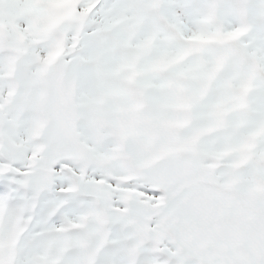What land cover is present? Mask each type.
I'll return each instance as SVG.
<instances>
[{"label":"snow or ice","instance_id":"1","mask_svg":"<svg viewBox=\"0 0 264 264\" xmlns=\"http://www.w3.org/2000/svg\"><path fill=\"white\" fill-rule=\"evenodd\" d=\"M0 264H264V0H0Z\"/></svg>","mask_w":264,"mask_h":264}]
</instances>
